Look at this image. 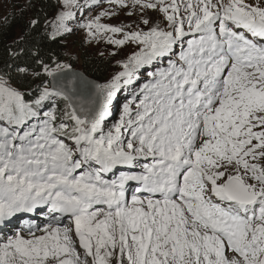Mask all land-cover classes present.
I'll use <instances>...</instances> for the list:
<instances>
[{"label": "snow or ice", "instance_id": "snow-or-ice-1", "mask_svg": "<svg viewBox=\"0 0 264 264\" xmlns=\"http://www.w3.org/2000/svg\"><path fill=\"white\" fill-rule=\"evenodd\" d=\"M131 3L135 28L85 25L139 48L102 86L99 109L55 87L28 103L0 76V221L43 205L59 213L40 235L0 241V264H264V0ZM173 56L105 130L120 82ZM53 97L68 102L59 118L41 111ZM140 161L139 174L107 178Z\"/></svg>", "mask_w": 264, "mask_h": 264}, {"label": "rangeland", "instance_id": "rangeland-1", "mask_svg": "<svg viewBox=\"0 0 264 264\" xmlns=\"http://www.w3.org/2000/svg\"><path fill=\"white\" fill-rule=\"evenodd\" d=\"M52 1L56 7L54 13L47 18V27L51 35L60 36L65 40L67 49L66 58L63 63L59 64L65 67L58 69L55 66L52 70L56 74L67 70L71 66L74 70L78 71L83 67L82 52L86 51L95 55V59L104 62V66L100 68L101 71L105 74L107 73L103 77L99 76V86L101 87H98V89L102 95L103 105L106 90L102 86L108 84L115 75L124 70L121 67V63L126 62L128 57L134 51H138L139 48L133 43H126L122 47L110 44L107 38L111 33L100 34L94 37L89 35L85 25L97 16H100L99 23L101 24L115 27L131 25L132 28H135L141 15V9L139 7L133 9L131 0H127V8H121L115 3H109V0H67V3L66 0ZM29 2L30 0H0V21L13 9L17 7L24 8L25 3ZM101 13H107V15H101ZM143 14L148 17H159V14L153 12L151 9L144 10ZM140 27L143 28L144 26L140 25ZM125 30L129 29L126 28ZM144 30L147 29L145 28ZM120 38H123L121 34L115 35V39ZM149 70H151L150 64L136 70L130 83L124 84L123 81L120 82L121 86L116 91L115 97L109 105L111 115L106 117L102 122L105 130L118 122L123 112V106L126 103H130L128 97L130 92L136 91L143 84L140 82L147 80V72ZM10 86L13 87L11 84ZM47 88L49 89V86ZM131 107L135 110V103L131 104Z\"/></svg>", "mask_w": 264, "mask_h": 264}, {"label": "trees", "instance_id": "trees-1", "mask_svg": "<svg viewBox=\"0 0 264 264\" xmlns=\"http://www.w3.org/2000/svg\"><path fill=\"white\" fill-rule=\"evenodd\" d=\"M55 7L52 0H30L24 8L13 9L0 21V76L21 91L29 103L49 86L44 66L52 70L66 58L65 40L51 35L47 27V18L54 13ZM32 21L35 24H31ZM82 56L83 67L78 71L99 84V76L107 74L100 69L104 62L86 51ZM19 68L26 69V72H20ZM69 69L73 68L69 66ZM37 72L39 76L34 75ZM55 104L63 114L67 102L62 99ZM49 106V100L45 101L43 108L48 109Z\"/></svg>", "mask_w": 264, "mask_h": 264}, {"label": "water", "instance_id": "water-1", "mask_svg": "<svg viewBox=\"0 0 264 264\" xmlns=\"http://www.w3.org/2000/svg\"><path fill=\"white\" fill-rule=\"evenodd\" d=\"M48 81L50 90L55 87L66 92L78 108L89 110L99 109L102 106V95L97 87L99 84L85 78L77 70L61 71L49 76Z\"/></svg>", "mask_w": 264, "mask_h": 264}, {"label": "bare ground", "instance_id": "bare-ground-1", "mask_svg": "<svg viewBox=\"0 0 264 264\" xmlns=\"http://www.w3.org/2000/svg\"><path fill=\"white\" fill-rule=\"evenodd\" d=\"M43 208H44V211H46V212H44V213H46V215H50V216H48V217H54L55 215H59V213H51V212H49V210H48V205H44V206H42ZM37 209H39V208H36V209H34V211H36ZM37 212V211H36ZM35 212V213H36ZM35 213H32V217H29V216H27V215H25L26 213H24V215H22V219L23 220H34V219H36V218H38V217H40L41 219H43V217H44V214H42L41 212L39 213V216H37V215H35ZM46 219H49V218H47V217H45ZM52 218L50 219V220H48L47 221V223H50L51 221H52ZM22 219H20V220H22ZM28 223H31V222H28ZM39 224L41 223V221H39L38 222ZM35 225H37L36 223H35ZM35 225H33V226H35ZM30 226H32V225H30ZM16 227H19V228H22V225L20 224V223H18L17 225H16ZM10 230V229H9ZM1 233H2V236H4V235H7V230L6 229H1ZM19 233H21L22 234V232L20 231ZM36 234L37 235H40V234H42L41 232H36ZM23 235H26V234H23Z\"/></svg>", "mask_w": 264, "mask_h": 264}]
</instances>
